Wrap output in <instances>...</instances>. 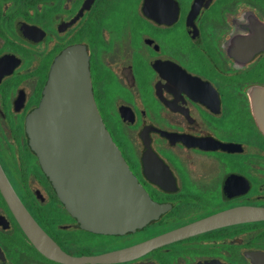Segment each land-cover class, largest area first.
<instances>
[{"label": "flooded vegetation", "instance_id": "af4514ba", "mask_svg": "<svg viewBox=\"0 0 264 264\" xmlns=\"http://www.w3.org/2000/svg\"><path fill=\"white\" fill-rule=\"evenodd\" d=\"M74 47L153 205L133 229L84 228L31 145L28 118ZM260 111L264 0H0V264H264ZM8 194L65 261L30 238ZM99 194L129 223L128 188Z\"/></svg>", "mask_w": 264, "mask_h": 264}, {"label": "water", "instance_id": "95a60500", "mask_svg": "<svg viewBox=\"0 0 264 264\" xmlns=\"http://www.w3.org/2000/svg\"><path fill=\"white\" fill-rule=\"evenodd\" d=\"M259 115L264 130V112L260 111ZM27 131L44 171L84 228L116 233L133 229L146 220L144 215L136 213H143L152 204L128 172L122 153L97 108L84 49L70 48L56 60L41 106L28 118ZM101 188H128L130 195H134L129 204L134 203L135 214H130L129 223L118 213L122 210L120 200L98 197ZM80 195H87L86 199L79 200ZM14 196L8 194V200L30 238L46 254L65 261L66 255Z\"/></svg>", "mask_w": 264, "mask_h": 264}]
</instances>
